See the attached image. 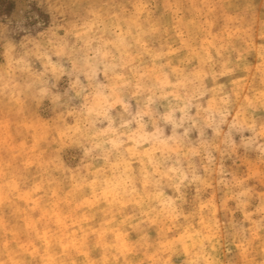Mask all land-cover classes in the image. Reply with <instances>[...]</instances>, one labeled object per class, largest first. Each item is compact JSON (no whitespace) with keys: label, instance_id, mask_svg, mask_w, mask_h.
<instances>
[{"label":"clouds","instance_id":"9594fccd","mask_svg":"<svg viewBox=\"0 0 264 264\" xmlns=\"http://www.w3.org/2000/svg\"><path fill=\"white\" fill-rule=\"evenodd\" d=\"M31 3L0 19V264H264V0Z\"/></svg>","mask_w":264,"mask_h":264},{"label":"rangeland","instance_id":"374dc122","mask_svg":"<svg viewBox=\"0 0 264 264\" xmlns=\"http://www.w3.org/2000/svg\"><path fill=\"white\" fill-rule=\"evenodd\" d=\"M31 8L35 10V0H32ZM26 0H0V19L11 17L13 15L28 16L25 12Z\"/></svg>","mask_w":264,"mask_h":264}]
</instances>
